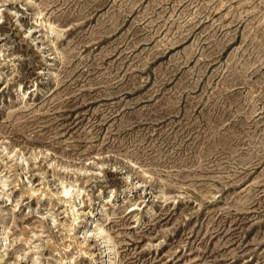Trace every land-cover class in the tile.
Masks as SVG:
<instances>
[{
    "label": "rangeland",
    "instance_id": "rangeland-1",
    "mask_svg": "<svg viewBox=\"0 0 264 264\" xmlns=\"http://www.w3.org/2000/svg\"><path fill=\"white\" fill-rule=\"evenodd\" d=\"M0 264H264V0H0Z\"/></svg>",
    "mask_w": 264,
    "mask_h": 264
},
{
    "label": "bare ground",
    "instance_id": "bare-ground-1",
    "mask_svg": "<svg viewBox=\"0 0 264 264\" xmlns=\"http://www.w3.org/2000/svg\"><path fill=\"white\" fill-rule=\"evenodd\" d=\"M70 189H71L70 187H65L64 190H63V194H64L65 196H68L69 194H71V193H70ZM91 216H93V213H92V212H90V217H91ZM86 222H87V225L85 226V228L91 224V218H88V219L86 220Z\"/></svg>",
    "mask_w": 264,
    "mask_h": 264
}]
</instances>
